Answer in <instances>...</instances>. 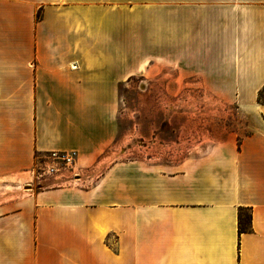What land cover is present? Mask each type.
Listing matches in <instances>:
<instances>
[{
    "label": "crops",
    "instance_id": "crops-1",
    "mask_svg": "<svg viewBox=\"0 0 264 264\" xmlns=\"http://www.w3.org/2000/svg\"><path fill=\"white\" fill-rule=\"evenodd\" d=\"M160 66L243 132L122 159L121 89ZM263 87L264 0H0V264H264ZM53 151L75 171L35 186Z\"/></svg>",
    "mask_w": 264,
    "mask_h": 264
},
{
    "label": "rangeland",
    "instance_id": "rangeland-1",
    "mask_svg": "<svg viewBox=\"0 0 264 264\" xmlns=\"http://www.w3.org/2000/svg\"><path fill=\"white\" fill-rule=\"evenodd\" d=\"M159 71V80L134 76L122 90L121 136L126 133L120 151L122 159H133L143 153L164 160H179L202 154L228 131L243 132L245 117L234 104H209L205 100L189 104L185 96L205 95V89L167 88L165 68ZM149 80V81H148ZM201 132L202 135L197 136ZM247 132V131H246ZM195 136H194V135ZM119 155V156H120ZM35 167L34 185L49 175H41V164ZM26 189L32 187L28 185ZM9 198L6 200H13ZM3 202V201H0Z\"/></svg>",
    "mask_w": 264,
    "mask_h": 264
},
{
    "label": "built area",
    "instance_id": "built-area-1",
    "mask_svg": "<svg viewBox=\"0 0 264 264\" xmlns=\"http://www.w3.org/2000/svg\"><path fill=\"white\" fill-rule=\"evenodd\" d=\"M50 160L42 162L45 166L40 167L41 175L54 176L64 171L74 172L77 158L75 153L53 151L48 155ZM35 172V171H34Z\"/></svg>",
    "mask_w": 264,
    "mask_h": 264
},
{
    "label": "trees",
    "instance_id": "trees-1",
    "mask_svg": "<svg viewBox=\"0 0 264 264\" xmlns=\"http://www.w3.org/2000/svg\"><path fill=\"white\" fill-rule=\"evenodd\" d=\"M258 102L264 104V87L258 93ZM252 212L249 208L239 210V232H246L251 225Z\"/></svg>",
    "mask_w": 264,
    "mask_h": 264
}]
</instances>
